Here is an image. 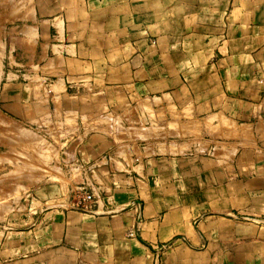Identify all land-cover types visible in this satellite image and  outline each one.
<instances>
[{"label":"crops","instance_id":"obj_1","mask_svg":"<svg viewBox=\"0 0 264 264\" xmlns=\"http://www.w3.org/2000/svg\"><path fill=\"white\" fill-rule=\"evenodd\" d=\"M0 264H264V0H0Z\"/></svg>","mask_w":264,"mask_h":264},{"label":"built area","instance_id":"obj_2","mask_svg":"<svg viewBox=\"0 0 264 264\" xmlns=\"http://www.w3.org/2000/svg\"><path fill=\"white\" fill-rule=\"evenodd\" d=\"M92 197L88 194L84 195L82 198H80L79 200H77V202L75 203V205L77 207H85L86 203L91 201Z\"/></svg>","mask_w":264,"mask_h":264}]
</instances>
